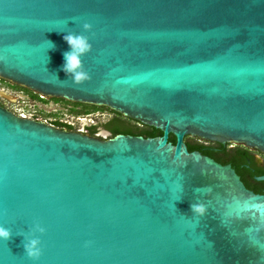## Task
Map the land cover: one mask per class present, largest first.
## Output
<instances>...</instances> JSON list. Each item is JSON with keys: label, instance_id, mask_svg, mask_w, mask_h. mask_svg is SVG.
<instances>
[{"label": "water", "instance_id": "1", "mask_svg": "<svg viewBox=\"0 0 264 264\" xmlns=\"http://www.w3.org/2000/svg\"><path fill=\"white\" fill-rule=\"evenodd\" d=\"M66 31L92 44L82 84ZM0 78L163 132L100 138L0 104V264H264V192L185 141L264 155V0H0ZM36 222L32 261L17 233Z\"/></svg>", "mask_w": 264, "mask_h": 264}, {"label": "trees", "instance_id": "2", "mask_svg": "<svg viewBox=\"0 0 264 264\" xmlns=\"http://www.w3.org/2000/svg\"><path fill=\"white\" fill-rule=\"evenodd\" d=\"M62 100V99H57ZM46 101V100H45ZM64 101L69 106V111L72 113H78L77 105L87 106L81 103H72L65 100ZM89 107L91 105H88ZM94 107V106H92ZM107 109L110 112V118L106 120L105 125L110 130V135L114 136L117 133L135 134L143 135L145 137H153L162 135V131L154 126L146 125L140 121L125 117L118 112L110 110L107 107H96ZM42 112L38 113L41 115ZM36 115V117H38ZM42 115H46L43 114ZM49 116V115H48ZM46 116V117H48ZM51 122L59 126H64L71 128L74 124L62 119L60 116H54L50 119ZM169 140L175 143L176 138L173 134L169 135ZM185 141L190 151L200 150L202 153L207 154L221 163H231L236 169L241 179L244 181L246 186L255 192H264V180H257L256 176L264 173L263 168L255 167L253 164L249 166L246 165L247 159L250 157L251 150L242 145H232V144H221L219 142H211L199 139L197 137H185ZM253 163V162H252Z\"/></svg>", "mask_w": 264, "mask_h": 264}, {"label": "clouds", "instance_id": "3", "mask_svg": "<svg viewBox=\"0 0 264 264\" xmlns=\"http://www.w3.org/2000/svg\"><path fill=\"white\" fill-rule=\"evenodd\" d=\"M82 27L85 31H89L92 28V24L85 21ZM62 38L69 46V49L63 53V64L60 66L61 70L68 78H71L73 83L82 84L90 79V75L84 67L82 58L92 49V44L88 36L83 33L66 31ZM47 43L50 45L49 48L54 47L51 41H47ZM204 190L210 192L211 187L206 186ZM194 191L199 192L201 189L196 188ZM189 208L192 213L199 216H203L207 211L206 205L200 202H191ZM45 231L46 229L40 223L36 222L28 229L27 234L23 232L17 233L23 236L24 252L32 261H38L42 256V241L36 234L44 233ZM11 236L12 230L4 224H0V240L6 241Z\"/></svg>", "mask_w": 264, "mask_h": 264}, {"label": "flooded vegetation", "instance_id": "4", "mask_svg": "<svg viewBox=\"0 0 264 264\" xmlns=\"http://www.w3.org/2000/svg\"><path fill=\"white\" fill-rule=\"evenodd\" d=\"M45 100H56V101L64 102V101H62L63 99L62 100H57L56 98L45 99V98L41 97L39 94H37V93L27 89V88L21 87V86L16 85V84H12V83L7 82V81L0 78V104L4 107L8 108L9 110L15 112L16 114H19L22 116H27V117H32L35 119H42L40 117L27 115L24 112H20L13 106L21 105V104H28V103H33L34 105L44 104V103H46ZM77 108L79 111H78V113H74V114H77V115H79V114H88V115L92 114V116H89V117L85 116V117H83V119H79V121L76 124H74V126L71 128L56 125L55 123H53L47 119H44V120L53 124L55 127L67 128V129H71V130H75V131H79V132L89 133L93 136H97L100 138L109 137L110 130L105 125L106 121L101 120L102 116H106L107 114L108 115L110 114L109 110L102 109V108H96V107H92V106L91 107L82 106V105H77ZM97 112H99V114H96ZM105 112L107 113L106 115L104 114ZM250 156L253 158L251 159L249 157L247 159V162H246L247 166H249L251 163V165L253 164V167H252L253 169H254V166L256 168L259 167V168L264 169V155L262 153H260L259 151H252L251 150Z\"/></svg>", "mask_w": 264, "mask_h": 264}, {"label": "rangeland", "instance_id": "5", "mask_svg": "<svg viewBox=\"0 0 264 264\" xmlns=\"http://www.w3.org/2000/svg\"><path fill=\"white\" fill-rule=\"evenodd\" d=\"M45 102L46 103L44 104H38V105H34L33 103H28V104L16 105L13 107H15L18 111L24 112L25 114L31 115V116H36L38 115V113L42 112L43 114H46V115L44 116L41 113V115H38V117L42 119H47V120H50L54 116H60L62 119L69 121L73 124H76L79 121V119H83V117L85 116L87 117L92 116V114L77 115V114L70 112L68 110L69 106L65 102L56 101V100H46ZM85 105L88 106L89 104H85ZM94 107H97V106H94ZM96 114H99V112H97ZM104 114L106 115L107 113L105 112ZM107 115L102 116L101 120L106 121L110 117L111 114H109L108 116Z\"/></svg>", "mask_w": 264, "mask_h": 264}]
</instances>
